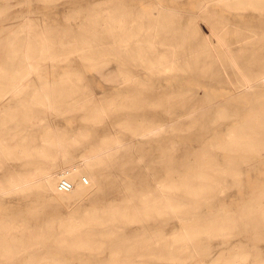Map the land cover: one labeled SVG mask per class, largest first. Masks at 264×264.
<instances>
[{
	"label": "rangeland",
	"instance_id": "rangeland-1",
	"mask_svg": "<svg viewBox=\"0 0 264 264\" xmlns=\"http://www.w3.org/2000/svg\"><path fill=\"white\" fill-rule=\"evenodd\" d=\"M261 74L264 0H0V264H264Z\"/></svg>",
	"mask_w": 264,
	"mask_h": 264
},
{
	"label": "bare ground",
	"instance_id": "bare-ground-1",
	"mask_svg": "<svg viewBox=\"0 0 264 264\" xmlns=\"http://www.w3.org/2000/svg\"><path fill=\"white\" fill-rule=\"evenodd\" d=\"M27 35V34H26ZM43 39H49V37H42ZM28 40V39H27ZM27 43V41H26ZM28 44V43H27ZM242 50V48L240 49ZM24 56H25V62H26V69L29 73H33L35 72L36 68L35 66L31 65L29 59H28V56H27V52H26V49H25V52H24ZM173 58V57H172ZM109 63V62H108ZM248 68V67H247ZM169 69V68H168ZM167 69V70H168ZM28 75V74H27ZM26 75V76H27ZM257 80L259 81H264V74H261L259 75L257 78ZM39 88H41V86H39ZM39 90V89H38ZM42 92V89L40 90ZM62 90L59 89L56 90L53 88V91L51 90V94H52V97L54 99V96L57 97V96H62ZM59 92V93H57ZM76 90H74V92L71 90V93H75ZM40 93V92H39ZM9 94V93H8ZM39 96H42V93L38 94ZM37 96V95H36ZM98 98V96H97ZM49 99V98H48ZM105 113V112H104ZM101 114V113H100ZM251 123H248V126L250 125ZM163 125V124H162ZM165 125V124H164ZM246 129L245 128H241L236 135H238V139H235L233 140L232 144H239V145H242V146H250L251 145V141L254 140V139H257V140H264V129H261L258 133H256V135H258L256 138H252L249 134H247V131H245ZM139 137V136H138ZM117 142L120 144L123 143V141L121 139H119L118 137L116 138ZM116 149V148H114ZM84 161L86 160H89L90 159V156L89 155H85L83 157ZM95 157L93 158V161H94ZM71 165L73 166H76L77 163H71ZM52 168H48L47 169V172L45 173V177H49L52 173H53V170H51ZM220 175V172L216 171V169H213L212 171H209V175L205 176L207 177L208 179H205L203 176H201L200 178H195V179H191V181H188V182H185L184 184V188L187 189V190H194V191H200V190H203L205 189L207 186L209 187V183H212L214 184V182H216L217 180V177ZM49 179V178H48ZM25 182L21 181L19 183L20 184H23ZM18 184H14L13 187H12V190H16ZM222 190V189H221ZM145 205V203H142V202H138L135 204V206H143ZM244 222H245V225L246 227L242 228V229H250V230H253L254 232H258L260 231V228L264 227V206H260V209L256 210L255 212H253V215H249L247 216L245 219H244ZM93 230V229H92ZM91 230V231H92ZM95 232V230H93ZM102 232L101 233H107L108 231H110L109 228H104L103 230H101ZM74 237H77L78 234H73ZM138 239H136V242L138 241L139 245L141 244H146V243H143V242H149L150 241V236L148 233H146L144 230H142L139 235L137 236ZM159 238H168L167 236L164 237V235H160ZM175 242L177 243H182L183 238H181L178 235L175 236L174 238ZM140 247V246H139ZM146 251H148L146 249ZM146 251H142V250H136L134 251L135 254H145ZM130 252V247L128 248H124V250L122 251L123 254L125 253H128ZM152 253V252H151Z\"/></svg>",
	"mask_w": 264,
	"mask_h": 264
}]
</instances>
